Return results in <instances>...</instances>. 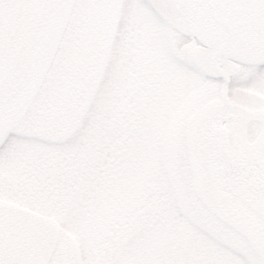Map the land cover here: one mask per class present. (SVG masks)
I'll use <instances>...</instances> for the list:
<instances>
[{
  "label": "rangeland",
  "instance_id": "rangeland-1",
  "mask_svg": "<svg viewBox=\"0 0 264 264\" xmlns=\"http://www.w3.org/2000/svg\"><path fill=\"white\" fill-rule=\"evenodd\" d=\"M152 1L60 0L32 31L28 78L0 105V238L29 217L46 240L40 264H264L192 184L193 162L216 161L190 130L192 111L220 98L191 58L211 39L192 44ZM36 5L0 0V79L31 8L45 12ZM232 82L235 103L264 104V67ZM227 186L256 220L247 185Z\"/></svg>",
  "mask_w": 264,
  "mask_h": 264
},
{
  "label": "flooded vegetation",
  "instance_id": "flooded-vegetation-1",
  "mask_svg": "<svg viewBox=\"0 0 264 264\" xmlns=\"http://www.w3.org/2000/svg\"><path fill=\"white\" fill-rule=\"evenodd\" d=\"M221 1L219 4L214 0H158L162 8L166 7V3L169 4V15L189 28L192 44L194 41L199 43L201 37H210V44L201 45L210 49V52L193 49L205 57L204 66L200 67L193 61L200 70L217 76L211 54L217 43L221 40L225 43V53L218 59V63L226 79V96L224 99L220 96L216 105L205 100L208 103L194 109L190 116V130H194L195 143H207L212 150V158L216 160L213 164L215 166L206 170L198 166L195 168L194 165L198 164L193 162L192 184L196 192L206 195V198L210 191H218L231 198V202L226 204L219 205L210 200L209 203L220 213L222 221L239 232L260 259H263L264 204H261V198L264 197V104L258 98L252 103L253 107L240 106L230 93L233 90V79L254 66L264 67V0ZM36 2L38 11L46 12H40L39 17L37 13L33 14L35 18H39L37 26L40 28L44 24L42 21H49L51 8L60 0ZM163 15L167 20L171 19L165 12ZM219 18L224 20V25L219 23ZM240 59H252L253 62L247 64ZM231 176L234 177L230 179ZM228 181H236L238 186L245 183L248 195L256 196V204L250 209L256 215V220H250L249 214L244 215L241 214L244 212L236 210L238 197L227 186ZM242 201L241 206L244 201L249 204L251 202L245 197Z\"/></svg>",
  "mask_w": 264,
  "mask_h": 264
},
{
  "label": "trees",
  "instance_id": "trees-1",
  "mask_svg": "<svg viewBox=\"0 0 264 264\" xmlns=\"http://www.w3.org/2000/svg\"><path fill=\"white\" fill-rule=\"evenodd\" d=\"M28 23V22H27ZM26 23V24H27ZM35 21L34 24H39ZM33 24V25H34ZM33 25L21 29L19 37H23L20 52L27 58L30 55V42ZM17 215L21 213H16ZM15 225H10L12 237L0 238V264H40L46 240L39 235V226L36 222L29 221V217L23 216ZM10 235V232L8 233Z\"/></svg>",
  "mask_w": 264,
  "mask_h": 264
},
{
  "label": "water",
  "instance_id": "water-1",
  "mask_svg": "<svg viewBox=\"0 0 264 264\" xmlns=\"http://www.w3.org/2000/svg\"><path fill=\"white\" fill-rule=\"evenodd\" d=\"M222 25H224L223 21H220ZM225 43H220L217 48L213 52V62L215 65V69L218 75L224 80L223 88H222V97L224 98L226 95V80L224 79V74L217 63V59L219 56L225 53ZM231 51V50H230ZM232 52V51H231ZM193 58L201 65L205 63V59L201 56V54L195 52L193 53ZM241 60V59H240ZM246 62L247 64L251 63L253 60H241ZM28 61L21 54H15L7 68L5 74L0 79V104L5 102L9 96L16 91L18 86L21 84L22 80L25 76L28 77ZM210 198L215 202L222 204L223 202H228L229 200L222 199L217 194H211Z\"/></svg>",
  "mask_w": 264,
  "mask_h": 264
}]
</instances>
